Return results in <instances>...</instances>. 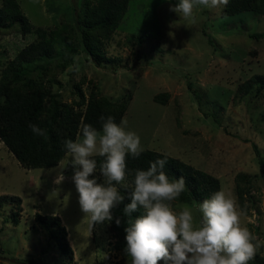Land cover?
<instances>
[{
	"label": "rangeland",
	"instance_id": "rangeland-1",
	"mask_svg": "<svg viewBox=\"0 0 264 264\" xmlns=\"http://www.w3.org/2000/svg\"><path fill=\"white\" fill-rule=\"evenodd\" d=\"M17 1L34 27L54 28L64 17L74 24L83 0ZM177 3L131 0L112 41L105 45V57L115 67L102 70L83 53L71 71L70 67L56 71L62 88L54 90L71 103L74 85L85 78L87 95L93 86L116 100L131 93L124 118L145 151L170 155L219 178L237 202V175L252 177L250 193L256 203L242 224L264 242V173L253 149L256 146L264 159V91L256 95L257 85L251 95L237 91L254 76H264V16L245 12L224 17L221 6L197 8L192 18L184 19L170 10ZM140 36L141 45L133 39ZM35 39L34 34L0 33V61L14 59ZM118 65L126 68L117 70ZM2 69L0 63V73ZM163 93L169 94L166 105L154 100ZM59 165L65 176L61 184L54 182L59 166L26 170L0 141V197L7 198L0 202V264L65 263L54 247L45 254V233L35 223L36 214L61 218L74 264H129L126 247L117 248L110 221L92 224L81 211L70 158L66 155ZM90 178L104 182L98 171ZM16 197L20 207L13 201ZM175 204L178 209L183 203ZM245 204L251 207L248 200ZM190 206L199 218L197 205ZM16 212L18 226L9 222ZM257 255L264 261V244Z\"/></svg>",
	"mask_w": 264,
	"mask_h": 264
},
{
	"label": "trees",
	"instance_id": "trees-1",
	"mask_svg": "<svg viewBox=\"0 0 264 264\" xmlns=\"http://www.w3.org/2000/svg\"><path fill=\"white\" fill-rule=\"evenodd\" d=\"M0 2L1 35L7 37L17 32L23 37L30 34L36 37L14 59L0 61L3 67L0 73V141L26 170L53 169L58 167L66 156L63 142L67 139L75 140L81 122L92 124L99 129L100 116H113L119 123L129 110L131 93L116 100L103 95L93 86L87 95L83 89L85 78L74 85L71 103L65 102L62 92L55 91L54 88H62V84L56 79V71L65 72L74 64L76 57L83 53L96 67L102 70L109 68L111 59L105 57V45L112 41L131 0H83L81 10L76 12L74 24L64 17L62 23L54 28L34 27L17 0ZM245 12L264 16V0H229L228 5L224 7L223 16L232 17ZM133 39L140 45L143 43L141 36ZM124 67L126 68L118 65L117 70ZM255 85L258 86L255 94L260 95L264 91V76H254L239 86L238 95H251ZM168 99L167 93L158 94L154 98L155 102L162 105H166ZM29 124L45 129L46 136H35ZM253 149L264 173V159L256 146H253ZM165 156L167 163L164 171L168 176L173 179L182 176L186 182V190L176 202L198 205L221 189L219 178L170 155L147 150L139 158L133 159L129 156L126 184L116 185L125 200L113 209V219L110 221V231L118 239L117 248L127 245L125 228L128 226V217L124 216L122 210L125 204L130 203L129 192L132 190L134 170H146L151 161L163 159ZM94 158L97 160L99 172V164L103 158ZM254 181L244 173L236 177L238 205L246 213L256 203L250 193ZM6 200V197H0L1 203ZM245 200L251 204L250 208L245 204ZM13 201L20 207L19 197ZM140 214L139 211L134 212L132 218L135 219ZM18 218L19 214L16 212L9 217V222L18 226ZM116 219H120L119 225ZM35 223L45 233V254L54 247L65 259L66 264H74V250L61 218L36 214ZM250 264H264V261L256 255Z\"/></svg>",
	"mask_w": 264,
	"mask_h": 264
},
{
	"label": "clouds",
	"instance_id": "clouds-1",
	"mask_svg": "<svg viewBox=\"0 0 264 264\" xmlns=\"http://www.w3.org/2000/svg\"><path fill=\"white\" fill-rule=\"evenodd\" d=\"M228 3L229 0H178L170 10L189 19L197 8L214 9ZM99 120V129L81 122L75 140L63 142L74 170L72 181L80 209L92 224L113 219V209L125 200L116 185L126 184L128 158H139L145 151L140 136L128 130L126 118L117 123L113 116L102 115ZM29 128L35 136L47 134L35 124H29ZM97 156L103 158L99 164L103 183L90 178L97 172ZM166 163L165 156L151 161L146 170H134L130 203L122 210L128 217L124 251L129 264H250L264 242L242 224L246 212L236 198L221 187L198 203L199 218L187 203L177 209L175 202L185 192L186 182L182 176L170 178L164 171ZM64 180V168L59 165L54 182L61 184ZM137 211L141 214L133 219ZM116 223L119 225L120 219Z\"/></svg>",
	"mask_w": 264,
	"mask_h": 264
},
{
	"label": "water",
	"instance_id": "water-1",
	"mask_svg": "<svg viewBox=\"0 0 264 264\" xmlns=\"http://www.w3.org/2000/svg\"><path fill=\"white\" fill-rule=\"evenodd\" d=\"M35 264H40V263H35Z\"/></svg>",
	"mask_w": 264,
	"mask_h": 264
}]
</instances>
